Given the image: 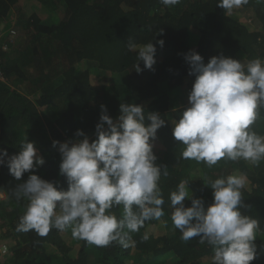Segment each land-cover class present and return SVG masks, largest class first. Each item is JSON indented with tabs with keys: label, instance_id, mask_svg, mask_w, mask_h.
Returning <instances> with one entry per match:
<instances>
[{
	"label": "trees",
	"instance_id": "trees-1",
	"mask_svg": "<svg viewBox=\"0 0 264 264\" xmlns=\"http://www.w3.org/2000/svg\"><path fill=\"white\" fill-rule=\"evenodd\" d=\"M217 2L181 0L166 7L160 0H0V25L5 22L0 27V149L12 156L25 141L33 142L44 159L34 174L66 191V178L59 174L61 155L52 142L80 140L77 130L91 142L101 105L115 123L120 104L134 103L143 106L145 115L157 112L165 120L153 153L168 170L159 181L165 214L130 233L134 246L123 248L115 242L98 247L76 239L71 228L53 229L46 236L18 232L28 200L18 201L14 191L29 173L17 181L6 164L0 165V242L9 250L0 255V264H213L210 245L200 244L199 238L180 239L169 193L187 181L189 195L207 207L212 203L207 185L227 175L245 178L241 191L246 207L240 210L259 224L250 264H264V160L253 164L223 158L209 167L183 159L184 145L172 136L173 123L189 106L195 79L188 75L186 53L195 51L205 64L220 55L245 64L264 61V0H248L231 11ZM238 11L249 21L239 19ZM160 39L162 48L156 45ZM151 41L156 63L148 70L139 62L143 70L137 73L139 47ZM130 42L137 47L129 48ZM251 129L264 136V107ZM183 203L191 206L190 200ZM111 211L119 219L123 206Z\"/></svg>",
	"mask_w": 264,
	"mask_h": 264
},
{
	"label": "clouds",
	"instance_id": "clouds-1",
	"mask_svg": "<svg viewBox=\"0 0 264 264\" xmlns=\"http://www.w3.org/2000/svg\"><path fill=\"white\" fill-rule=\"evenodd\" d=\"M160 2L167 7L181 0ZM247 3L248 0H218L216 6L231 11ZM156 45L162 48L163 39ZM128 47L137 46L130 42ZM156 51L152 41L139 47L134 70H152ZM184 59L188 75L195 79L187 97L189 106L172 129L174 140L184 145L182 158L204 162L209 167L223 158L253 164L264 160V136L251 129L258 109L264 107V61L256 58L245 64L220 55L210 57L205 64L195 51L186 53ZM100 107L94 140L90 142L77 130L76 136L83 137L80 140L52 142L61 155L59 174L66 178V191L34 174L44 159L33 142L25 141L12 156L0 149V165L6 164L15 180L29 173L14 191L18 201L28 200L17 224L18 232L34 230L46 236L53 229L71 228L74 238L98 247L115 242L128 248L135 243L130 233L165 214L159 181L161 175H168V170L156 163L153 153V141L165 120L157 112L145 115L142 105L121 103L114 123L105 106ZM188 183L181 181L169 193L171 220L180 239L188 242L199 238L200 244L210 245L213 264H250L255 259L259 224L240 210L246 207L241 191L245 178L227 175L211 181L207 186L212 190V203L207 207L202 199L189 195ZM185 200H190L191 206L185 207ZM118 205L123 206L119 219L111 211ZM143 238L148 239L147 234ZM0 251L6 253L7 248Z\"/></svg>",
	"mask_w": 264,
	"mask_h": 264
},
{
	"label": "built area",
	"instance_id": "built-area-1",
	"mask_svg": "<svg viewBox=\"0 0 264 264\" xmlns=\"http://www.w3.org/2000/svg\"><path fill=\"white\" fill-rule=\"evenodd\" d=\"M10 32H11V33H14L15 31H14L13 29H10ZM2 37H3V32L0 31V40L2 39ZM2 48H5V46L3 45ZM0 79H2V72H1V70H0ZM0 195H2V194L0 193ZM1 198H3V197L0 196V199H1ZM4 247L7 248V252L5 253V252L0 251V255H5V256H6V255H8V253H9L8 246H7L6 243H4V242H0V249H2V248H4Z\"/></svg>",
	"mask_w": 264,
	"mask_h": 264
},
{
	"label": "rangeland",
	"instance_id": "rangeland-1",
	"mask_svg": "<svg viewBox=\"0 0 264 264\" xmlns=\"http://www.w3.org/2000/svg\"><path fill=\"white\" fill-rule=\"evenodd\" d=\"M237 17H239V19H243L245 22H248L249 21V19L246 18L245 15L242 12H240V11H238ZM4 23L5 22H1L0 27H2Z\"/></svg>",
	"mask_w": 264,
	"mask_h": 264
},
{
	"label": "crops",
	"instance_id": "crops-1",
	"mask_svg": "<svg viewBox=\"0 0 264 264\" xmlns=\"http://www.w3.org/2000/svg\"><path fill=\"white\" fill-rule=\"evenodd\" d=\"M2 195H0V196H2V197H4V194L3 193H1Z\"/></svg>",
	"mask_w": 264,
	"mask_h": 264
}]
</instances>
